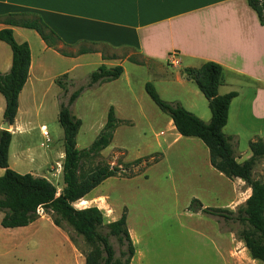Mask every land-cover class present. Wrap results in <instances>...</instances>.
<instances>
[{
    "label": "rangeland",
    "instance_id": "rangeland-1",
    "mask_svg": "<svg viewBox=\"0 0 264 264\" xmlns=\"http://www.w3.org/2000/svg\"><path fill=\"white\" fill-rule=\"evenodd\" d=\"M20 31H26V34L17 31L14 36L19 42L26 36L31 40V33L35 30ZM4 45L9 49L7 43ZM32 49L34 53L39 50L35 44ZM115 51L125 57L132 50L123 48ZM56 52L46 51L44 57L51 74L57 78L78 62L81 66L68 72L72 80L62 78L67 92L61 88L56 97V88H49L42 103L31 107L22 122V131L13 132L8 160L10 168L19 173L29 172L48 178L59 193L63 187L64 153L63 129L57 119L59 103H66L72 91L86 85L96 65L70 60ZM131 57L140 59L135 52ZM123 65L126 68L124 75L103 85L94 83L84 87L70 107L71 113L81 119L76 136L78 149L87 148L100 133L109 106L115 109L117 122L110 144L99 155L82 161L85 168L106 163L119 167V172L105 178L73 203L77 209L95 205L102 211L101 232L108 236L113 248V264L115 260L123 259L121 251L125 250V245L108 233L106 224L117 219L124 209L126 225L131 230L135 247L131 264H264L250 256L238 237V231L249 228L247 224L204 213L197 202H192L197 199L202 208L223 207L235 215L249 196V187L243 180L228 178L213 168L208 149L200 139L183 136L174 141L168 124L169 116L153 102L144 84L150 82L167 102H175L176 98L186 102L184 89L176 82L163 83L156 76L152 63L128 59ZM183 69L182 66H167L170 78L179 72L184 76ZM55 86L57 89L60 87L56 81ZM209 114L207 107L208 118H200L209 121ZM44 130L47 135L43 134ZM239 147H236L237 160L243 161L247 159L245 156L249 150ZM26 148L28 156L23 152ZM252 178L264 180L262 160L254 164ZM38 214L44 219L37 222V235L31 228L6 233L0 225V264H84L85 252L91 247L82 235L66 222L62 223L60 229L68 235L74 252L63 241L61 233L54 229L53 222L48 219L49 213L40 208ZM2 216L0 211V219ZM228 231L234 242L231 255ZM104 256L102 253V259Z\"/></svg>",
    "mask_w": 264,
    "mask_h": 264
},
{
    "label": "crops",
    "instance_id": "crops-1",
    "mask_svg": "<svg viewBox=\"0 0 264 264\" xmlns=\"http://www.w3.org/2000/svg\"><path fill=\"white\" fill-rule=\"evenodd\" d=\"M8 13L40 15L60 38L57 42L59 48L71 53H76L80 46L93 49L90 52L75 54L76 57L64 55V58L83 60L82 63H92L96 68L100 64L108 67L121 65L123 72L118 78L126 73L123 63L130 60L132 52L137 53L140 56L137 60L155 65L156 76L160 77L163 83L176 82L184 89L187 94L186 102L177 98L174 101L199 118H208L206 98L194 87L196 85L193 81L184 78L180 72L170 78L167 66L177 67L169 65L167 58L175 51L179 57L178 67L183 68L198 67L205 61L219 63L223 69L224 83L219 86L218 93L237 92L230 102L223 132L236 136L238 146L242 150H249L248 141L255 135L264 138V24L260 23L247 0H0V16ZM6 26L0 22V29ZM20 29L29 28L12 26L13 34L17 31L26 34V31ZM31 34V40L26 36L20 41H26L29 45L30 65L26 82L18 94L14 122L9 128L12 136L13 132L22 131V122L31 107L42 103L49 88H56V97L61 93V87L57 89L55 86L58 76L51 74L44 57L46 51L51 50L57 54L56 50L47 46L36 31ZM4 44L0 40L2 74L9 72L12 56L10 47L8 49ZM33 44L39 49L36 53L33 52ZM123 48L132 51L122 57V54L115 50ZM79 66L81 62L61 75L66 73L67 78L72 80L68 72ZM109 82L102 81L99 85ZM52 100L55 102L54 97ZM4 106L5 101L0 94V123L4 121ZM167 119L173 131V139L178 141L183 136L178 133L171 118ZM27 150L28 148L23 152L28 156ZM250 155L249 150L245 157ZM258 160L264 163V158ZM9 166L11 167L10 163ZM3 172L4 169L0 168V175ZM236 179L243 182L240 178ZM40 219L44 218L38 217L27 226L4 229L6 233H11L21 228H31L37 235V222ZM53 226L74 251L68 235L56 225ZM128 231L133 242L131 230ZM228 233L231 255L234 242L232 234L229 231ZM133 257L134 255L131 263Z\"/></svg>",
    "mask_w": 264,
    "mask_h": 264
},
{
    "label": "trees",
    "instance_id": "trees-1",
    "mask_svg": "<svg viewBox=\"0 0 264 264\" xmlns=\"http://www.w3.org/2000/svg\"><path fill=\"white\" fill-rule=\"evenodd\" d=\"M248 5L256 12L261 24H264V0H247ZM0 22L6 27L0 29V40L7 43L11 49V67L9 72L0 73V94L5 106L3 118L9 125L13 124L18 108V94L24 86L30 65V48L26 41L17 42L12 26H20L35 30L47 46L54 48L66 56L90 52V47L80 46L76 53H71L57 46L58 35L42 20L38 14L8 13L0 16ZM132 61L144 63L130 57ZM123 72L121 65L108 67L100 64L89 75L86 85L72 91L66 103H59L57 119L63 129V187L57 193L56 186L44 176H35L29 172L19 173L10 168L8 163V148L11 141L9 130H0V211L3 216L0 225L4 228L27 226L39 217L38 210L42 208L49 213L53 224L61 228L62 223L69 224L78 234L82 235L90 249L85 252L84 264H113L114 251L109 244L108 236L101 232L103 213L95 205L77 209L73 206L107 177L116 176L119 167L109 164L90 165L85 168L82 159L99 155L100 151L110 144L116 127L117 118L112 105L109 106L106 121L87 148L76 147V136L81 125V119L71 113L70 107L86 86L102 81L118 78ZM183 75L193 81L207 100L210 110L209 121H204L193 112L187 110L179 102L163 100L150 82L144 88L158 108L172 120L179 134L186 137L199 138L208 149L209 162L213 168L228 178H240L250 188L251 192L237 214L223 207H203L197 199L202 212L211 215L240 221L249 226L238 231V237L244 243L253 259L264 262V180L252 178V169L258 159L264 158V138L255 135L248 141L251 155L243 160H237L238 139L234 135L223 132L228 117L231 100L236 91L224 94L218 93V88L224 82L222 66L214 61H205L198 67H185ZM66 73L57 78L56 83L67 92L63 79ZM90 160V159H89ZM139 159H137V162ZM125 210V209H124ZM112 221L107 222L108 233L115 236L125 245L121 251L122 260L115 264H130L134 255V244L126 225V212ZM102 253L105 256L102 259Z\"/></svg>",
    "mask_w": 264,
    "mask_h": 264
},
{
    "label": "built area",
    "instance_id": "built-area-1",
    "mask_svg": "<svg viewBox=\"0 0 264 264\" xmlns=\"http://www.w3.org/2000/svg\"><path fill=\"white\" fill-rule=\"evenodd\" d=\"M167 63L172 67H178L179 65V57L175 51L171 52L167 58ZM44 135H47L46 131H43Z\"/></svg>",
    "mask_w": 264,
    "mask_h": 264
},
{
    "label": "water",
    "instance_id": "water-1",
    "mask_svg": "<svg viewBox=\"0 0 264 264\" xmlns=\"http://www.w3.org/2000/svg\"><path fill=\"white\" fill-rule=\"evenodd\" d=\"M1 128L4 129V130H9L10 125H9V123L7 122V120L4 119V122H3V124L1 125Z\"/></svg>",
    "mask_w": 264,
    "mask_h": 264
},
{
    "label": "bare ground",
    "instance_id": "bare-ground-1",
    "mask_svg": "<svg viewBox=\"0 0 264 264\" xmlns=\"http://www.w3.org/2000/svg\"><path fill=\"white\" fill-rule=\"evenodd\" d=\"M41 129H44V128H41Z\"/></svg>",
    "mask_w": 264,
    "mask_h": 264
}]
</instances>
